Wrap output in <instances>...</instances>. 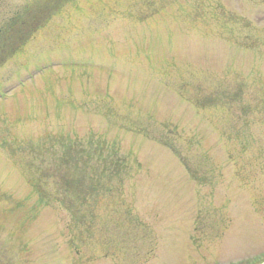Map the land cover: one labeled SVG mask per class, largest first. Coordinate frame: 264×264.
<instances>
[{
    "label": "rangeland",
    "instance_id": "1",
    "mask_svg": "<svg viewBox=\"0 0 264 264\" xmlns=\"http://www.w3.org/2000/svg\"><path fill=\"white\" fill-rule=\"evenodd\" d=\"M45 1L0 0V264L264 262V0Z\"/></svg>",
    "mask_w": 264,
    "mask_h": 264
}]
</instances>
